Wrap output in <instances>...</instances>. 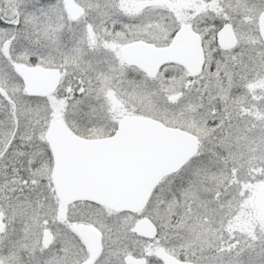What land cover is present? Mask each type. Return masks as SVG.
I'll list each match as a JSON object with an SVG mask.
<instances>
[{
    "label": "snow or ice",
    "instance_id": "snow-or-ice-1",
    "mask_svg": "<svg viewBox=\"0 0 264 264\" xmlns=\"http://www.w3.org/2000/svg\"><path fill=\"white\" fill-rule=\"evenodd\" d=\"M0 264H264V0H0Z\"/></svg>",
    "mask_w": 264,
    "mask_h": 264
}]
</instances>
